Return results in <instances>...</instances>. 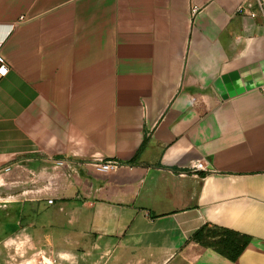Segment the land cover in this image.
I'll return each mask as SVG.
<instances>
[{
	"label": "crops",
	"instance_id": "0c3cea01",
	"mask_svg": "<svg viewBox=\"0 0 264 264\" xmlns=\"http://www.w3.org/2000/svg\"><path fill=\"white\" fill-rule=\"evenodd\" d=\"M249 11L0 0V264H264V20ZM202 227L246 241L235 260L193 241Z\"/></svg>",
	"mask_w": 264,
	"mask_h": 264
},
{
	"label": "trees",
	"instance_id": "16d2710c",
	"mask_svg": "<svg viewBox=\"0 0 264 264\" xmlns=\"http://www.w3.org/2000/svg\"><path fill=\"white\" fill-rule=\"evenodd\" d=\"M192 240L205 248H213L230 260H235L246 241L239 245L236 235L202 227L194 233Z\"/></svg>",
	"mask_w": 264,
	"mask_h": 264
},
{
	"label": "built area",
	"instance_id": "2783aa9c",
	"mask_svg": "<svg viewBox=\"0 0 264 264\" xmlns=\"http://www.w3.org/2000/svg\"><path fill=\"white\" fill-rule=\"evenodd\" d=\"M256 7H257V11H249L247 13V16L249 18L261 17L264 20V0H256ZM192 12L194 13L195 10L193 9ZM236 12L237 13H240V12L245 13L243 11L242 7H238L236 9ZM6 72H7V68L5 67L4 62H3L2 58L0 57V78L2 76H4L6 74ZM259 92L261 93L263 100H264V84L262 86H260ZM94 163H95L94 164L95 170L97 172H100V173H107L109 171H113V170L121 167L120 163L117 161L104 162L102 160H98L97 162H94ZM191 169H192V171L196 172V171L203 170L204 167L201 163L198 162ZM46 203L48 205H51L52 200H46ZM36 264H55V260L45 258V256H43L39 253Z\"/></svg>",
	"mask_w": 264,
	"mask_h": 264
},
{
	"label": "rangeland",
	"instance_id": "374dc122",
	"mask_svg": "<svg viewBox=\"0 0 264 264\" xmlns=\"http://www.w3.org/2000/svg\"><path fill=\"white\" fill-rule=\"evenodd\" d=\"M6 171H8V169H7ZM0 233H1V232H0ZM7 233H8V232H7ZM4 234H6V232H3V235H4ZM37 259H38V257H37ZM35 263H37V261H36Z\"/></svg>",
	"mask_w": 264,
	"mask_h": 264
}]
</instances>
